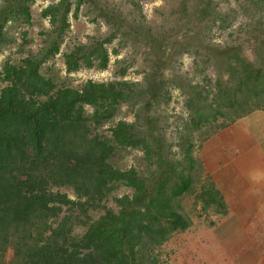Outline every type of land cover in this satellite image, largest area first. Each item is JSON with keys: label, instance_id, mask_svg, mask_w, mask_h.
I'll use <instances>...</instances> for the list:
<instances>
[{"label": "trees", "instance_id": "obj_1", "mask_svg": "<svg viewBox=\"0 0 264 264\" xmlns=\"http://www.w3.org/2000/svg\"><path fill=\"white\" fill-rule=\"evenodd\" d=\"M35 1L0 0V54L15 42L12 26L48 21L40 46L0 69V264H167L164 246L193 225L190 197L205 214L221 205L195 148L264 109V0H245L262 14L245 29L233 28L216 0H176L150 22L137 0H126L137 11L114 0H49L34 19ZM79 13L109 31L67 46L61 78L47 65ZM216 31L231 33L217 43ZM128 46L113 80L67 81L82 69L106 70L110 54ZM136 55L140 82L126 79ZM182 56L192 76L180 72ZM174 90L187 116L171 114L173 143ZM122 105L132 121L115 120ZM133 151L141 160L121 169L116 158Z\"/></svg>", "mask_w": 264, "mask_h": 264}, {"label": "crops", "instance_id": "obj_2", "mask_svg": "<svg viewBox=\"0 0 264 264\" xmlns=\"http://www.w3.org/2000/svg\"><path fill=\"white\" fill-rule=\"evenodd\" d=\"M230 149L232 157H223ZM200 154L221 205L203 212L204 219L185 231L186 241L178 239L174 247L184 249L186 264H264V109L218 131Z\"/></svg>", "mask_w": 264, "mask_h": 264}, {"label": "rangeland", "instance_id": "obj_3", "mask_svg": "<svg viewBox=\"0 0 264 264\" xmlns=\"http://www.w3.org/2000/svg\"><path fill=\"white\" fill-rule=\"evenodd\" d=\"M114 1L117 4L118 3L121 4L122 7L126 10H136L137 11V8H134L133 6H129L126 3V0H114ZM137 1H138L140 9L142 10V14L147 17L149 22L151 21V19H156L155 11L157 9L162 8L163 6L166 8H169L173 6V4L176 2V0H137ZM49 2H50L49 0H36L35 1V3L31 6V12H32V16L34 19H37V16L39 12L41 11V9L45 7ZM216 2H218L219 10H221L224 14L228 16V20L231 21V25L233 28L240 25L242 26V29H245V28H248L251 21H254L255 23L258 21L260 22L262 20L261 18L262 14L257 13L256 5H254L253 3L250 4L249 2L245 0H238V1L236 0H216ZM256 4L258 6L263 5L262 2H259ZM243 8H246L245 10L246 13H244V11L242 10ZM69 22L71 26L64 39V43L62 44L60 48V53L55 57V59H53L47 65V66L54 67L58 72V76L61 78L65 77L62 53L66 50L67 46H71L73 43H78V42L86 43L88 41V37L105 36V34L109 31V27L102 21H98L97 23H92L89 21L88 17L83 16L81 13H79L77 19H73L70 16ZM42 26L48 27V21L39 19L38 21L34 22V25L31 27H27V26H12L11 27V30H9L8 32L10 33V35H13V37L15 38V42L7 46L1 52L0 69L6 60L8 59H11L13 61L18 60L19 58L25 56L26 51L36 50L40 46L41 37L39 35V31ZM9 27L10 26H8L7 28ZM24 31L27 32V36L25 39L29 43L22 45L23 43H22V38H21L22 36L21 32H24ZM212 31L215 32V30H212ZM230 31L234 33L235 36H238V34H241V37L239 40L243 39V36H242L243 31L235 33V30H233L232 28L230 29ZM230 31H223V32L216 31L213 42H217V43L223 42L224 41L223 39L225 38L227 40L228 34L231 33ZM256 34H258V32ZM117 42L118 40H115L113 41L112 45L107 46L109 53L111 52V49L113 47L117 46ZM253 43H254V39L253 40L251 39L250 44H253ZM22 46H24V48H22ZM21 48L24 50L23 53L22 51H20ZM132 51L133 50L131 49L130 46L125 47L119 51V54L117 56L110 54V62L106 70L82 69L78 72L70 74L67 77V81L69 83H72V85L74 86H78L79 84H82L87 80H92L94 82H107V81L113 80L115 78V70H116L114 67L115 60L130 58ZM140 59H141L140 55H136L134 58H132L134 62L132 63V67L128 70L126 79L133 80V81H139V82L142 81L143 75L135 73V71L139 69L142 65V62L140 61ZM182 62H183V65L180 68V72L185 73L189 71L190 75L192 76L193 69L191 68L192 67L191 60L186 56H182ZM208 73L210 77H213V73H214L213 69L209 70ZM206 97L210 99L209 95H207ZM183 99H184V96L182 97V95L180 94V91L174 90L172 92V101L169 104L167 112H169L170 115L174 114L175 112L176 114L181 112L183 117H186L187 115L185 114V112H183V106H182ZM172 109H174V111ZM88 110L90 109L88 108ZM120 118L126 119L127 121L133 120V116L130 114V111L125 105L121 106L120 112L115 117V120H118ZM167 122H168V125L171 126L170 129L167 131L168 133L167 138L174 143V140H172L168 135H170L171 133L172 136H174L173 130L175 129V118L173 116L169 117L167 119ZM177 125H180V123L178 122ZM173 150L178 151L177 147H174ZM228 152L230 153L226 152L225 156L223 157H228V158L232 157L233 154H231V149L228 150ZM208 154L209 153L204 154V159H208L207 158ZM195 155L198 158H203V155L200 154V150L198 149V146L195 148L194 156ZM120 156H121V159H120ZM120 156L116 158V161L118 163L117 165L121 169H128L130 166H132L133 164H137L141 160V153L136 152V151L126 153L124 154L123 157L122 155ZM223 157L219 156L218 158L223 159ZM223 160L225 161V159ZM242 162H243V159L240 162V164H242ZM230 171L233 173V170L230 169ZM248 172L252 173L249 170ZM242 176H244V174H242ZM119 193L124 194L126 192L122 189L120 190ZM69 195L72 197L71 194ZM193 199H194L193 197L192 198L190 197V200L193 201ZM187 205H189L190 208H192L191 213L193 216L192 218L194 220L193 222L196 223L198 221L197 218L202 215L201 214L202 211L199 208L198 209L195 208L196 203L194 205V208L192 206L193 205L192 202L187 203ZM199 219L202 220L204 218H199ZM82 231L83 230H77V233H82ZM187 235L188 233L186 232L181 233L179 234V237L178 236L174 237L169 243H167L164 246V250L166 251L165 256H166L167 264H186L185 261H188V260H186V256H184L185 254L184 249L178 250L176 247H174V245L178 239H181L182 241H186Z\"/></svg>", "mask_w": 264, "mask_h": 264}, {"label": "clouds", "instance_id": "obj_4", "mask_svg": "<svg viewBox=\"0 0 264 264\" xmlns=\"http://www.w3.org/2000/svg\"><path fill=\"white\" fill-rule=\"evenodd\" d=\"M264 105V104H263ZM202 214V213H201ZM201 218H204L205 216L202 214L201 216H200ZM200 217H198V218H200Z\"/></svg>", "mask_w": 264, "mask_h": 264}]
</instances>
